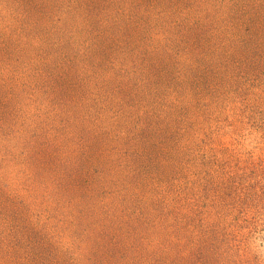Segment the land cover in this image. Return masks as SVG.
<instances>
[{
  "label": "rangeland",
  "instance_id": "374dc122",
  "mask_svg": "<svg viewBox=\"0 0 264 264\" xmlns=\"http://www.w3.org/2000/svg\"><path fill=\"white\" fill-rule=\"evenodd\" d=\"M0 264H264V0H0Z\"/></svg>",
  "mask_w": 264,
  "mask_h": 264
}]
</instances>
